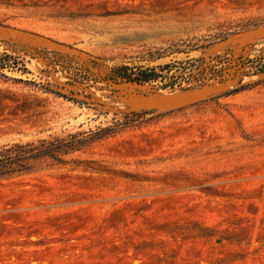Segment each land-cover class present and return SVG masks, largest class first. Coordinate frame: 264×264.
I'll return each mask as SVG.
<instances>
[{
	"label": "rangeland",
	"instance_id": "1",
	"mask_svg": "<svg viewBox=\"0 0 264 264\" xmlns=\"http://www.w3.org/2000/svg\"><path fill=\"white\" fill-rule=\"evenodd\" d=\"M1 53L0 145L64 148L0 177V264H264V0H0Z\"/></svg>",
	"mask_w": 264,
	"mask_h": 264
},
{
	"label": "trees",
	"instance_id": "2",
	"mask_svg": "<svg viewBox=\"0 0 264 264\" xmlns=\"http://www.w3.org/2000/svg\"><path fill=\"white\" fill-rule=\"evenodd\" d=\"M194 47L191 46L192 49ZM203 61L187 59L183 62L165 64L157 67H145L137 65L119 64L113 66L109 73L103 77L104 80L117 83H131L137 85L154 84L160 89H173L183 82L198 79L203 75V70L194 74L197 68L195 62ZM16 70L25 72L24 64L17 56L6 53L0 54V70ZM264 72V62L255 66V74ZM51 91V90H47ZM59 95L58 93H56ZM64 146L57 143L41 142L38 146L31 144H4L0 145V177L11 176L15 173L29 169V162L43 157L51 158L57 162L62 160L57 154L63 151Z\"/></svg>",
	"mask_w": 264,
	"mask_h": 264
},
{
	"label": "water",
	"instance_id": "3",
	"mask_svg": "<svg viewBox=\"0 0 264 264\" xmlns=\"http://www.w3.org/2000/svg\"><path fill=\"white\" fill-rule=\"evenodd\" d=\"M189 103H190V101L176 102V103H174V104L168 105V106L166 107V109H175V108H179V107L184 106V105H187V104H189Z\"/></svg>",
	"mask_w": 264,
	"mask_h": 264
}]
</instances>
